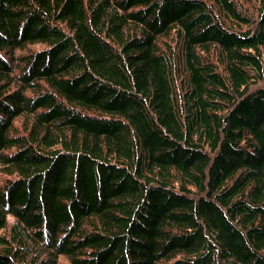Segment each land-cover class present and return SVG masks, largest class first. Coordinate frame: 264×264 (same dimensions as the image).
I'll list each match as a JSON object with an SVG mask.
<instances>
[{"label": "trees", "instance_id": "1", "mask_svg": "<svg viewBox=\"0 0 264 264\" xmlns=\"http://www.w3.org/2000/svg\"><path fill=\"white\" fill-rule=\"evenodd\" d=\"M0 264H264V0H0Z\"/></svg>", "mask_w": 264, "mask_h": 264}]
</instances>
